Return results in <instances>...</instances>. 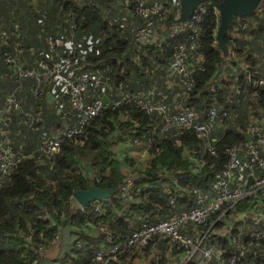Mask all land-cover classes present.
Listing matches in <instances>:
<instances>
[{"label":"trees","instance_id":"16d2710c","mask_svg":"<svg viewBox=\"0 0 264 264\" xmlns=\"http://www.w3.org/2000/svg\"><path fill=\"white\" fill-rule=\"evenodd\" d=\"M157 2L168 9L161 29L168 32L178 15V1ZM205 2L210 6L198 26L199 34L190 52L191 56L201 58L197 66L201 70L194 72L192 90L183 104L198 113L200 123H208L206 111L211 105L227 109L228 116L213 122L209 133L207 143L214 148L215 157L207 154L204 142L192 131L181 135L173 131L161 133L160 118L143 114L134 104L121 106L116 114L93 119L86 125L82 136L64 139L57 154L45 156L37 149L42 138L65 126L70 117L73 119V111L60 84L40 85L43 92L53 97V102L47 104L44 95H32L36 86L32 78L20 81L22 90L16 99L21 104V112L10 115L3 128L13 151L30 152L32 158L19 162L0 183V264H31L33 261L37 264L43 251L51 246L50 241L58 238L64 229H70L72 243L69 251L59 258V264H97L94 261L97 252L122 245L141 223L167 220L193 208L191 191H210L226 162L227 149L238 147L241 160L250 159L246 154L245 140L238 130L243 132L249 125L260 127L264 117V86L251 100L255 90L243 74L232 77L227 74L222 80L220 74L226 71L219 69L224 65L237 70L232 61L226 63L230 58L228 51L233 49L235 57H242L245 53L251 57L247 60L249 74L264 79V41L255 38L260 33L258 30L254 31V37L249 31L232 39L231 31L237 19L233 18L224 37L227 49L224 57L216 46L218 17L212 8L219 0ZM122 3L121 0H37L35 5L31 0H0V108L5 97L19 84L18 76L5 62L7 58L12 59L17 67L35 69L39 60L53 62L55 54H65L72 46L75 52H84L85 70L98 73L100 77L89 83L87 95L91 97L88 100L93 96H109L112 89L119 86L124 87L128 95L151 93L150 80L143 71L150 61L165 66L178 45H188L187 34L181 33L143 48L139 61L135 63L132 61V33L119 15L124 10ZM125 13L134 17L131 10L126 9ZM140 22L136 18L135 24ZM263 22L264 15L257 24ZM261 30L259 36H264V30ZM47 36L55 44L52 53H49L45 41ZM84 36L89 40L98 37L99 41L97 45L87 44ZM82 39L87 51L82 48L84 45L74 44ZM191 62L190 57L188 64ZM174 91L179 93L180 89ZM172 94L161 101L168 103ZM152 98L159 97L153 92ZM55 102L60 103V109ZM24 112L39 115L42 122L29 127L25 124ZM134 146L146 152L142 167L135 163L130 153L136 152ZM261 149L264 147L255 146L257 154L264 157ZM126 180L129 181L127 187ZM89 187L112 191L106 199L80 208L71 195ZM261 205H264V190L234 203L215 223L213 221L220 211L212 214L202 227H198V236L212 224L210 230H226V236L207 233L204 239V244L217 245L223 252L220 260L225 263L230 237L239 235L246 244L247 234L253 229L246 221L234 223L235 217ZM98 228H104L110 234L109 243L105 240V232ZM151 241L155 242L153 248L150 242L143 248L126 249L114 264H133L138 259L149 260V264H165L166 260L161 263L163 260L156 250L158 247L162 249L168 241L158 236ZM172 251L177 258L184 254L183 251ZM238 264H264V242L259 241L257 246L251 242L245 246Z\"/></svg>","mask_w":264,"mask_h":264},{"label":"built area","instance_id":"2783aa9c","mask_svg":"<svg viewBox=\"0 0 264 264\" xmlns=\"http://www.w3.org/2000/svg\"><path fill=\"white\" fill-rule=\"evenodd\" d=\"M121 1L123 2V13H125L126 9L131 10L135 18L134 22L130 23L131 42L134 47L131 50L133 51V62L137 63L139 61L143 48L155 45L166 38L179 36L181 33L187 34L188 45H178L173 50L165 66L154 61L148 63V67L143 72L147 79L150 80L151 93H132L128 95L124 87L119 86L117 89H112L109 96H93L90 100L88 98L91 96L87 95L89 83L96 82V79L100 77L98 73L96 75L89 70H85L87 63L84 52H75L73 46L65 54H55L56 60L53 62L39 60L35 64V69L17 67L12 59L7 58L5 62L9 64L11 70L18 76L19 84L5 97L3 106L0 108V183L19 162L32 158L30 152L19 153L13 151L12 146L6 140L5 134H7V131L3 128L7 126L10 115L21 112V104L17 101L16 95L22 90L20 81L27 78H32L36 83V86L32 89L33 96H46L49 94L43 92L40 85L60 84L66 91L68 103L73 111V119L70 117L69 122L65 126L57 129L50 136L42 138L41 144L37 149L45 156L57 154L60 143L64 139L82 136L86 125L93 119L104 114H116L121 106L134 104L143 114L147 116L156 115L160 118L161 133L173 131L175 134L181 135L184 132L192 131L195 133L196 138L204 142V149H206L207 154L215 157L214 148L207 141L213 122L219 118L225 119L228 116L227 109L222 110L211 105L206 111L208 123H200L198 113L192 107L183 104L185 97L192 90L194 72L201 70V68H197L200 65L201 58L191 56L190 52L199 34L198 26L201 24L203 15L210 3L205 1L200 3L188 20L174 24L168 32H162L161 29H163V24L168 14L167 7L157 2V0ZM261 2L251 15L235 20L236 26L231 31L232 39L238 38L241 33L249 32V28H252L251 25L262 18L264 15V1ZM212 8L218 17L215 5ZM136 18L141 21L137 25L135 24ZM177 18L178 15L174 19L176 20ZM45 41L49 53H52L55 48L53 40L47 36ZM232 47H235L234 43H232ZM228 55L231 58L235 57L234 50H229ZM190 57L192 62L188 64ZM242 67L245 71L247 83L255 90V93L251 95V100H254L256 91L261 86H264V79L249 74V65L243 64ZM107 80L105 78V81ZM177 88L180 89L179 93L174 91ZM161 89L163 92H161ZM153 92L159 97L158 99L152 98ZM171 92L173 94L170 101L168 103L162 102L161 100H166ZM103 99H105L104 103H102ZM55 104L60 109V103L55 102ZM23 116L25 124L29 127L42 122L39 115L31 112H24ZM62 118H65L64 113ZM259 124L260 127L249 125L245 127L243 132L238 130V127H235L240 134L245 133L250 137L249 141H245L246 154L250 159L242 161L239 155L240 148L238 147L233 146L227 149L225 151L226 162L221 167L219 178L211 185L210 191H191L190 195L194 203L193 208L178 215H173L167 220H160L151 224L141 223L122 245L111 246L106 251L97 252L94 255V261L97 264H114L117 257L125 252L126 249L143 248L150 242L153 248L155 242L152 243L151 240L154 236H158V238L168 241L170 247L175 251L184 252V259L180 264H214V262H216L215 264H238L243 257L245 246H249L251 242L255 246H257L259 241L264 242V225H261L264 222V210L262 209L264 205L258 206L251 211L240 213L235 217L234 223L246 221L253 226V229L247 234L248 241L246 244L245 240L239 238V235L230 237V247L226 254L225 263L220 260V255L223 252L218 249L217 245L204 244V239L208 234L226 236V230H223L224 232L210 230L212 224L198 236L195 229L199 230L198 227H202L208 217L220 211V214L213 221V223L217 222L234 203L264 190V157L259 156L255 150V146L264 147V117ZM253 169L260 172L255 173ZM128 184L129 181L126 180V187ZM225 205L226 207L222 209ZM98 229L105 232V240L109 243L110 234L104 228ZM189 231H195L194 241L191 239ZM56 241L57 237H54L50 241L51 245H54ZM31 264H36V261Z\"/></svg>","mask_w":264,"mask_h":264},{"label":"water","instance_id":"95a60500","mask_svg":"<svg viewBox=\"0 0 264 264\" xmlns=\"http://www.w3.org/2000/svg\"><path fill=\"white\" fill-rule=\"evenodd\" d=\"M178 1V18L175 20L174 24H179L188 20L195 8L202 2L206 0H177ZM261 0H219L215 5V9L218 15V26L215 34L216 46L222 55L225 57L227 55V49L224 43V37L228 30L230 29L233 18H244L251 15L257 6L260 4ZM53 100L50 94L45 96V101L47 104ZM105 99L102 100V103ZM244 140L247 142L250 137L241 133ZM111 189H100L97 187H89L84 190H79L71 195V199L74 203L80 207L84 208L87 204L101 199H106L110 193Z\"/></svg>","mask_w":264,"mask_h":264},{"label":"crops","instance_id":"0c3cea01","mask_svg":"<svg viewBox=\"0 0 264 264\" xmlns=\"http://www.w3.org/2000/svg\"><path fill=\"white\" fill-rule=\"evenodd\" d=\"M28 6H29V4H28ZM257 23H258V21H255L251 25L252 28H249V30L253 31V29H254V31L258 30V32L261 33L262 32L261 29L264 30V22L261 25L257 24ZM259 34H257L258 37H255V38L263 42L264 36H263V34L259 36ZM252 36H253V34H252ZM263 44H264V42H263ZM248 56L249 55H247L245 53L242 57H232V58L230 57L226 61V63L228 61H232L233 63L236 64L237 70H235V69L233 70V69L223 65L222 68L219 69L221 72L226 71V73L224 72V73L220 74V77L222 78V80L224 78H226L225 75H227V74H228L227 75L228 77H232V75L235 76V75H239V74H243L245 76V71H244V68L242 67V65L243 64L246 65L245 62H246ZM230 73H232V74H230ZM218 83H219V81H218ZM228 106H231V104H229ZM134 149H136V152L133 151L130 153H132L131 155L134 158L135 163H138V165L140 167H142L146 161V152L144 149H142L139 146L138 147L134 146ZM184 153H185V151L183 152V154ZM123 172L126 173L125 168H123ZM57 239H58L57 241H59V243L61 241H63L64 244H69L70 246L68 248H66L67 245H65V250L61 251L60 250L61 244L59 245V243H57V245L55 247L48 248L45 251H43V253L41 254L40 260L38 261L37 264H59L60 263L59 258L62 257L65 253H67L69 251V248L71 247L72 236L70 235V229L62 230ZM172 252L173 251H172V249L168 243H165V245L162 246V249L158 247V250H156V253L158 255H160V259L163 260V261H161V263L166 260L165 264H180L181 261L184 259L183 255L180 258H177V256L174 255V252H173V254H172ZM165 258H167V259H165ZM133 264H149V260L138 259V260H134Z\"/></svg>","mask_w":264,"mask_h":264},{"label":"rangeland","instance_id":"374dc122","mask_svg":"<svg viewBox=\"0 0 264 264\" xmlns=\"http://www.w3.org/2000/svg\"><path fill=\"white\" fill-rule=\"evenodd\" d=\"M32 2H34L35 3V5H36V1L37 0H31ZM36 10V9H35ZM120 16H121V18H122V20H123V23H124V25L125 26H127L128 28L130 27V23H133L134 22V20H135V18L133 17H131L130 15H127L126 13H123V12H121V14H119ZM251 33L254 35V30L253 31H251ZM131 38V37H130ZM83 39H86L87 40V44H94V45H97V43H98V41H99V39H98V37H96V38H94L93 40H89V38L88 37H86V36H84L83 37ZM83 39L81 40V41H79V42H75L74 41V44H77V45H84V46H82V48L83 49H85V51H87V48H86V43L83 41ZM65 44H66V42H65ZM248 59H250L251 60V57L250 58H247V60ZM247 60H246V65L248 66L249 64L247 63ZM254 60V59H253ZM122 137V139H125L123 136H121ZM123 141H119V143L120 144H123L122 143ZM195 231H197V233H198V230L197 229H195ZM194 231V232H195ZM194 232H191V231H189V234H190V237H191V239L194 241ZM198 235V234H197ZM199 236H200V233H199ZM58 240V239H57ZM57 243H59V241H56V243L53 245H51L49 248H52V247H55L56 245H57ZM61 244V246H60V250L61 251H64L65 250V245H67L66 246V248H68L70 245L69 244H64L63 243V241H61L60 243H59V245Z\"/></svg>","mask_w":264,"mask_h":264}]
</instances>
